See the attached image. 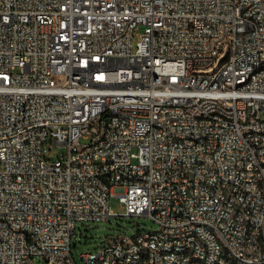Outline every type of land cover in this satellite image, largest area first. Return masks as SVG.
Masks as SVG:
<instances>
[{
  "label": "built area",
  "instance_id": "2783aa9c",
  "mask_svg": "<svg viewBox=\"0 0 264 264\" xmlns=\"http://www.w3.org/2000/svg\"><path fill=\"white\" fill-rule=\"evenodd\" d=\"M112 196L157 229L78 262ZM37 256L264 264V0H0V264Z\"/></svg>",
  "mask_w": 264,
  "mask_h": 264
},
{
  "label": "rangeland",
  "instance_id": "374dc122",
  "mask_svg": "<svg viewBox=\"0 0 264 264\" xmlns=\"http://www.w3.org/2000/svg\"><path fill=\"white\" fill-rule=\"evenodd\" d=\"M82 139V142H86ZM59 152V150L57 151ZM54 153L53 156H56ZM112 210L118 215H113L107 220L79 222L72 238V252L78 262L80 253L93 251L101 246L109 234L126 232L129 235L137 234L139 231H153L157 229V223L147 215H125V208L117 196L110 200ZM36 264H47L43 257H36Z\"/></svg>",
  "mask_w": 264,
  "mask_h": 264
},
{
  "label": "bare ground",
  "instance_id": "6f19581e",
  "mask_svg": "<svg viewBox=\"0 0 264 264\" xmlns=\"http://www.w3.org/2000/svg\"><path fill=\"white\" fill-rule=\"evenodd\" d=\"M74 82H81V75H74ZM151 83H161V76H151ZM238 85H247V78H238ZM165 256L175 255V246L164 247ZM87 264H101V258L87 259ZM110 264H125L124 261L111 262Z\"/></svg>",
  "mask_w": 264,
  "mask_h": 264
},
{
  "label": "water",
  "instance_id": "95a60500",
  "mask_svg": "<svg viewBox=\"0 0 264 264\" xmlns=\"http://www.w3.org/2000/svg\"><path fill=\"white\" fill-rule=\"evenodd\" d=\"M225 59V58H224Z\"/></svg>",
  "mask_w": 264,
  "mask_h": 264
}]
</instances>
